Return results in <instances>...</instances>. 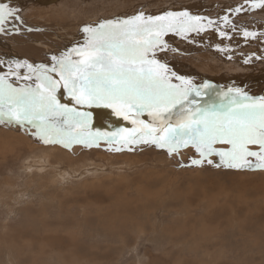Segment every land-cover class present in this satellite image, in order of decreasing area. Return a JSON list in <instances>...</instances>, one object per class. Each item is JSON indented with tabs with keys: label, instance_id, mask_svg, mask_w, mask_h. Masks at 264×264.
Wrapping results in <instances>:
<instances>
[{
	"label": "rangeland",
	"instance_id": "374dc122",
	"mask_svg": "<svg viewBox=\"0 0 264 264\" xmlns=\"http://www.w3.org/2000/svg\"><path fill=\"white\" fill-rule=\"evenodd\" d=\"M130 2L140 5L131 8ZM0 3L18 10L17 23L34 26L26 33L34 37L23 44L24 31L8 26L0 33L3 50L27 53L29 62L48 67L53 55L83 45L85 26L164 11L215 21L227 15L263 40L246 39L235 25L213 24L227 33L213 43L216 51L229 47L223 56L158 52L157 58L178 76L188 78V72L200 83L211 79L215 89L239 88L251 97L264 91V8L248 9L245 0ZM241 5L245 10L234 13ZM198 34L192 32L188 42ZM206 36L205 41L217 37L211 29ZM246 51L253 54L244 56ZM237 53L235 63L230 54ZM31 131L0 125V264H264V171L181 166L198 158L188 148L172 156L125 151L96 158L80 144H40ZM41 153H51L50 160H38Z\"/></svg>",
	"mask_w": 264,
	"mask_h": 264
},
{
	"label": "snow or ice",
	"instance_id": "6c2138e0",
	"mask_svg": "<svg viewBox=\"0 0 264 264\" xmlns=\"http://www.w3.org/2000/svg\"><path fill=\"white\" fill-rule=\"evenodd\" d=\"M245 3L248 9L264 8V0ZM242 10L244 5L233 11ZM205 20L186 11L108 20L85 26L83 45L53 55L50 67L16 62L17 69H28L29 74L21 75L9 64L8 72L0 75V125L34 130L32 137L44 145L90 148L103 141L119 145L109 148L119 152L143 144L163 149L169 156L190 147L198 158L181 166L207 163L237 171H264V96L251 97L239 88L216 91L207 82L196 85L157 58L158 52L168 50L167 34L187 39L188 34L215 23ZM222 20L231 24L227 15ZM19 21L17 9L0 3V33ZM219 34L227 36L223 31ZM243 35L255 38L256 33L244 31ZM9 75L16 81L35 78L31 84L14 87ZM61 88L74 106L60 102ZM75 105L111 109L133 127L93 132L92 113ZM144 115L147 122L140 119Z\"/></svg>",
	"mask_w": 264,
	"mask_h": 264
},
{
	"label": "bare ground",
	"instance_id": "6f19581e",
	"mask_svg": "<svg viewBox=\"0 0 264 264\" xmlns=\"http://www.w3.org/2000/svg\"><path fill=\"white\" fill-rule=\"evenodd\" d=\"M129 5H130V7L131 8H137V7H135V5L136 6H139L140 4L139 3H136V4H133V2H130L129 3ZM90 10H92V11H94V12H98L96 9H95V7L94 8H92V7H90L89 8ZM165 12V11H164ZM163 12V13H164ZM88 14V13H87ZM89 15H91V14H89ZM91 16H93V15H91ZM204 18H206V20H207V16L206 17H204ZM206 20L204 21L205 23H206ZM212 20L215 22L214 24H218V25H221L222 23H224L223 22V20H222V18L221 17H219V18H217V20L215 21L213 18H212ZM231 21V24H225V25H235V26H238L239 28H238V30H240V32L242 33V35H243V32L244 31H246V28L244 27L245 26V23H243V22H232V20H230ZM14 27H16V30H18V31H24V33H22V35H21V37L23 38V41H20V43L21 44H23V42L25 41V40H31L33 37H34V35L33 34H26L29 30H32L33 29V27L34 26H31V25H29V24H27V23H22V22H20V23H16V24H14L13 25ZM256 26L258 27V29L257 30H259L260 29V24L259 23H256ZM263 26H264V24H263ZM35 27H38V28H41V29H43V27L42 26H40V25H36ZM210 29H211V31H212V34H215V35H217V37H213V39H212V41L209 39V40H207V41H205V39H206V34L208 33V30L210 31ZM264 29V28H263ZM9 32V31H8ZM221 32V30L219 29V27L218 26H215V25H212L211 27H209V28H207L206 30H204V31H201V32H199V34L197 35V39L196 40H192V41H190V42H188V37L191 35V33L190 34H188V37H187V39H184V38H181L180 36H178V35H175V34H172L170 37H169V39H167V37H166V39H164V40H166L167 42H168V45H170V49L167 51V52H162V53H166V54H170V55H172L174 52H180V53H187V52H189V53H194V54H196V56H200V51H202V54H207V56H208V54L209 55H214V56H218V57H221V56H223L224 55V53H225V51H216V50H214V48H213V43L216 41V39L217 38H222V36L219 34ZM170 34H171V32H170ZM257 33H256V37H257ZM259 36V35H258ZM14 38V37H13ZM252 37H249L248 38V40H252L251 39ZM257 39H260V40H263L262 39V36H259V38H257ZM19 42V41H18ZM221 46H223V48H224V41L222 40V42H221V44H220ZM16 46H19V45H16ZM219 46V45H218ZM254 48H256L255 46H254ZM31 49V48H30ZM225 49H227V50H229V47H225ZM258 49V48H257ZM11 50V49H10ZM9 49H7L6 51L5 50H3V47L0 45V75H4L5 73H7L8 72V66H9V60H13L12 61V64H11V66H12V68H13V70L14 71H18L19 73H21V75H26V74H29L28 72H25L23 69H24V67H21V68H19V69H17L16 68V62H19V63H21L22 65L25 63V61L27 62V64H31V65H33V67H35V66H37V64L36 65H34V63H32V62H29V60H27L28 58H27V56L26 55H28L27 53H26V55H21V56H19L18 54H14V53H12L11 51H13V50H11L10 51ZM22 51L24 52V50L22 49ZM32 51H34L33 49H31V52ZM254 51V50H253ZM14 52V51H13ZM26 52V51H25ZM24 52V53H25ZM35 52V51H34ZM247 52V51H246ZM244 53L243 55L244 56H249L250 54H253V52H250V53ZM261 52V51H260ZM200 53V54H199ZM174 55V54H173ZM184 56V55H183ZM230 56H231V58L233 59V61L234 60H238V58L237 59H234L233 57L234 56H241V54L240 53H237V54H235V55H232V54H230ZM186 57V56H185ZM239 58H241V57H239ZM208 62V61H207ZM235 63L237 62V61H234ZM239 62V61H238ZM240 65V64H239ZM168 67H169V69L172 71V72H175L177 75H178V73H177V71L174 69V68H172L170 65H168ZM241 69V68H240ZM238 70V69H237ZM189 76H190V79L192 80V82L194 83V84H196V85H201V84H203V83H205V82H207V83H210V84H212V81H211V79H209V80H205V82H203V83H200V82H198L197 81V77H199V76H195V75H193V74H191V73H188V72H186ZM187 74H184V75H186V76H188ZM53 75H55V74H53ZM189 76H188V79H189ZM13 77H15V76H13V75H9L8 76V82L9 83H13V86H16V85H18V86H20L21 84H31V83H33L34 82V75H33V79L32 80H27V81H24V82H20V81H16L15 79H13L12 80V78ZM55 78H59V77H55ZM225 78V77H224ZM173 79L175 80V78L173 77ZM226 79V78H225ZM252 80V79H251ZM213 86H214V88L216 87L214 84H212ZM237 85V84H236ZM242 85V84H241ZM261 85V82L259 83V86ZM264 86V85H263ZM233 88V87H232ZM216 91H220V90H223V91H227L228 89H222V88H217V89H215ZM61 91V92H60ZM248 91V90H247ZM252 94V93H251ZM250 94V95H251ZM256 94V93H255ZM57 96H58V99L60 100V102L61 103H63V104H68L69 106H74V102L73 101H71V99L68 97V94L65 92V90L63 89V88H61L59 91H58V93H57ZM261 96H264V91H263V89L262 90H260V94H259V97H261ZM256 97H257V95H256ZM77 108H79L81 111H89V112H91L92 113V117H91V122H90V127H91V130L93 131V132H96V131H100V132H112V131H115V130H117V129H121V128H132L133 127V125L130 123V121L129 120H125L122 116H116L113 112H112V110L111 109H105V108H102V107H92V108H88L87 106H84V107H81V106H79V105H75ZM140 119H142V120H145L146 122L148 121V117H147V115H144V116H141L140 117ZM10 128V127H9ZM12 130V129H11ZM41 144V143H40ZM37 146V145H36ZM119 145H117V144H113V145H111V146H109L108 144H105L103 141H101L100 142V145H99V147H96V146H93V147H90V148H86V147H84L83 145H82V147H84V148H86V151H90V153L92 154V155H94V157H96V158H103V156L105 155V154H111V153H116V154H121V153H123V152H125V151H130V150H127V149H125V150H123V151H119V152H117V151H111V150H109V148L111 147V148H115V147H118ZM56 149V148H55ZM59 148H57V150H58ZM187 149V148H186ZM62 149H60V151H61ZM65 150V149H64ZM189 152H192V153H195L194 152V149H192V148H188L187 149ZM187 150H185V149H182L181 151H180V153L178 154V155H180V154H186V153H189V152H187ZM69 151V150H68ZM131 151H142V153L143 154H150V153H154V154H158V153H164V154H167V152L165 151V150H163V149H158V148H156L155 146H150V145H143V144H141V145H138V146H134V149L133 150H131ZM43 153V152H42ZM41 153V154H42ZM45 153V152H44ZM56 153V152H55ZM65 153V152H64ZM50 155L51 156V153L50 154H42V156L40 157V158H38V157H36V158H38V160L39 159H41L42 158V160L43 161H45V162H48L50 159H48V156ZM168 155V154H167ZM174 155H176V154H174ZM58 156V155H57ZM56 156V157H57ZM56 157H54V158H56ZM51 158V157H50ZM153 159V158H152ZM57 160V159H56ZM98 160V159H97ZM154 160V159H153ZM216 162H219V158L217 157V159L215 160ZM38 162V161H37ZM42 161H40V162H38V163H41ZM48 166H51V165H48ZM53 168V167H52ZM69 171H72V170H69ZM260 186H262V183H260ZM59 256V255H58ZM61 257H63V256H61ZM74 261V260H73Z\"/></svg>",
	"mask_w": 264,
	"mask_h": 264
}]
</instances>
